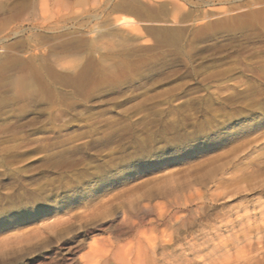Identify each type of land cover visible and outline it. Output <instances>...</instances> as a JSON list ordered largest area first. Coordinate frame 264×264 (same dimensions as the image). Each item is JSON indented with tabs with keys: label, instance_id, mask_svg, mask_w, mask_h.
<instances>
[{
	"label": "rangeland",
	"instance_id": "obj_1",
	"mask_svg": "<svg viewBox=\"0 0 264 264\" xmlns=\"http://www.w3.org/2000/svg\"><path fill=\"white\" fill-rule=\"evenodd\" d=\"M124 212L172 264L242 259L223 225H264V0H0V264L134 243Z\"/></svg>",
	"mask_w": 264,
	"mask_h": 264
},
{
	"label": "bare ground",
	"instance_id": "obj_2",
	"mask_svg": "<svg viewBox=\"0 0 264 264\" xmlns=\"http://www.w3.org/2000/svg\"><path fill=\"white\" fill-rule=\"evenodd\" d=\"M125 19H119L118 24H127V22H125ZM128 206L130 208L132 205L129 204ZM122 214V223L124 224V226H128V229L130 230H136L135 233L137 234L135 236V239L133 240L134 243H129L126 246H119L120 244H118V241H116V243H107L106 245L104 244L105 246L102 244L103 250L87 258L82 264H172V259L174 258V256H177V249H173L170 251L167 249L166 246L163 245L164 242L162 244L160 243L159 245L151 242L150 239L144 236V233L139 232V222L136 223L134 219L132 220V217L127 212H124ZM260 221L264 222V219H261ZM55 222L56 221H54L53 224H55ZM228 223L229 225H223V229L229 230L231 232V235L233 237L232 241L234 245L238 247L241 243H245V246L241 248L242 252L244 253V256L242 255V259H239V261H235L232 263L257 264L264 260V225L261 227H252V225H248L249 223L253 225L256 223L255 217L252 216L235 217L234 220L229 221ZM242 224H244L245 226L242 227L241 234L233 232L235 225L239 226ZM46 226L48 225H45L44 227ZM220 231L221 230L219 229L218 232ZM220 236L221 235H219L218 237ZM204 238H214V235L207 234L206 236H204ZM195 245L196 244L193 243L190 246H187V248L184 250V252L189 253V255L187 256H194L199 252L201 253L207 250H211L212 248L213 250L215 249V254L216 250L220 252L223 248L222 245H213L211 247L206 243V241L202 242L201 247L203 248H201L200 246L196 247ZM224 250H226V247L224 248ZM214 254H212L211 256H213ZM179 255H181V253ZM210 259L211 257L209 255L207 258H204L200 262V264H211ZM212 264H214V262Z\"/></svg>",
	"mask_w": 264,
	"mask_h": 264
}]
</instances>
